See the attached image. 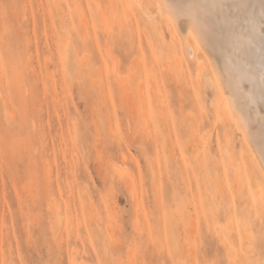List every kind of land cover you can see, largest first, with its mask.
Wrapping results in <instances>:
<instances>
[{
    "label": "rangeland",
    "instance_id": "obj_1",
    "mask_svg": "<svg viewBox=\"0 0 264 264\" xmlns=\"http://www.w3.org/2000/svg\"><path fill=\"white\" fill-rule=\"evenodd\" d=\"M143 6L0 0V264H264V164Z\"/></svg>",
    "mask_w": 264,
    "mask_h": 264
},
{
    "label": "bare ground",
    "instance_id": "obj_2",
    "mask_svg": "<svg viewBox=\"0 0 264 264\" xmlns=\"http://www.w3.org/2000/svg\"><path fill=\"white\" fill-rule=\"evenodd\" d=\"M135 2L149 15L143 0ZM153 2L183 36L185 51L197 61L200 75L210 63L222 105L219 119L233 122L264 164V0ZM83 20L87 23L85 15ZM181 60L177 58V65ZM225 152L228 165L233 167L231 149L226 147Z\"/></svg>",
    "mask_w": 264,
    "mask_h": 264
}]
</instances>
